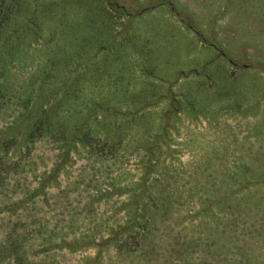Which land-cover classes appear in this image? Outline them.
I'll return each mask as SVG.
<instances>
[{
  "label": "rangeland",
  "instance_id": "obj_1",
  "mask_svg": "<svg viewBox=\"0 0 264 264\" xmlns=\"http://www.w3.org/2000/svg\"><path fill=\"white\" fill-rule=\"evenodd\" d=\"M13 5L5 29H17L0 35V104L10 102L0 111V141L1 129L18 112L43 100L46 114L53 111L54 120L64 121L55 131L64 134L62 144L71 152L61 186L52 191L66 189L73 207L84 213L86 200L106 187V180L86 144L74 141V125L97 116L112 137L126 134L120 147L127 157L119 161L175 168L168 176L177 181L175 193H200L205 184L224 199V212L216 210L206 225L203 216L177 213V232L191 236L206 230L218 258L264 264V0H16ZM20 97L33 99L20 105ZM149 101L150 108L126 115L135 118L132 123L121 122L124 109ZM93 102L114 105L119 113ZM24 129L22 138L29 131ZM154 131L163 135L144 142ZM36 139L10 147L12 162L20 167L7 168L0 179V264H15L6 248L9 239L17 240L14 249L24 256L23 264H82L94 249L54 250L48 262L32 241L21 238L16 205L59 154L53 140ZM0 160L6 165L5 157ZM61 194L57 198L64 200ZM52 203L44 205L46 216L63 219L58 212L68 210L66 205L54 209ZM101 209L93 204L94 213ZM114 255L110 250L104 264H118Z\"/></svg>",
  "mask_w": 264,
  "mask_h": 264
},
{
  "label": "trees",
  "instance_id": "obj_2",
  "mask_svg": "<svg viewBox=\"0 0 264 264\" xmlns=\"http://www.w3.org/2000/svg\"><path fill=\"white\" fill-rule=\"evenodd\" d=\"M10 2L12 7L7 0H0V35L4 34V29L13 14V4L16 0ZM6 29L10 33H15L17 28ZM2 93L9 94L4 90ZM32 99L20 97V105L29 103ZM43 102L36 101L35 109L26 106L27 113L18 112V117L1 129L0 145L3 146V150L0 151V159L5 157L7 160L6 165L0 160V179L5 177L7 168L14 171L20 167L17 162H12L13 155H10L9 151L11 146L24 145L27 141L35 144L36 138H49L58 144L56 146L59 154L55 165L50 170L42 172L38 179L36 177V185L28 184L25 194L16 205L22 218L19 223L22 240L32 241L46 261H50L54 250L89 253L94 249L93 255L87 254L82 258V264H104L110 250L114 251L118 264H255L218 258L221 253L216 244L211 242L213 234H208L206 230L191 236L177 232L175 226L178 223L177 219H174L177 213L185 209L190 217L203 216L202 225H206L208 222L206 218L214 220L217 217L216 210L224 212L220 205L224 199H221V195H214L205 184L201 186L200 193L189 195L175 193L179 188L177 181H170L168 178L169 172L173 173L175 168L152 163L142 164L140 161L126 164L119 161V158L127 157L126 152L120 147L126 134L122 133L119 136L115 134L118 138L112 137L109 131H104V120L97 119V116H94L92 123L78 121L74 125L73 139L86 144L89 157L93 155L99 163V173L105 177L106 187L99 188L96 195L89 196L84 204V213L76 211L72 203L75 199L66 189H60L58 193L52 191L61 186V175L66 172L65 159L71 157V152L62 144L65 142L64 134L55 131L56 127H63L64 121L54 120L53 111L50 116L46 114L42 108ZM7 103L10 102L4 101L0 104V111L8 105ZM92 104L103 110L112 111L117 108L113 109L114 105L105 106L99 102ZM61 105L59 103V106ZM152 105L154 103L151 101L144 102L141 107L129 109L130 112H127L126 108L122 113L116 109V113L125 116L130 114L134 117ZM173 105L163 112L164 118L170 117ZM41 108L44 112L39 111ZM131 116L124 117L121 122L132 123L135 118ZM24 126H27L29 131L22 138L20 134L25 130ZM48 131L49 133H45ZM163 131L165 133V129ZM77 133L80 136H76ZM162 135V132L154 131L148 139L143 140L149 143ZM6 148L8 151L3 155ZM61 193L64 200L57 198L62 195ZM51 200L54 209L61 202L66 205L68 210L58 212L63 219L58 220L56 214L46 216L49 211L45 210L44 205H50ZM94 203L103 207L101 212L96 210L94 213ZM61 222L63 223L60 224ZM93 223L96 226L91 227ZM14 240L16 239L7 241L8 254L14 258L15 264H23L24 256L14 249L17 244Z\"/></svg>",
  "mask_w": 264,
  "mask_h": 264
}]
</instances>
